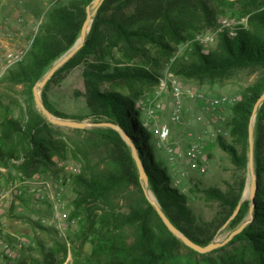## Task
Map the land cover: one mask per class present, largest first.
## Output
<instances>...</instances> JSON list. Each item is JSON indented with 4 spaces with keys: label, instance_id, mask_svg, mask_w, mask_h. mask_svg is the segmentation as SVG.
<instances>
[{
    "label": "trees",
    "instance_id": "1",
    "mask_svg": "<svg viewBox=\"0 0 264 264\" xmlns=\"http://www.w3.org/2000/svg\"><path fill=\"white\" fill-rule=\"evenodd\" d=\"M94 0H71L67 8H53L34 39L26 61L10 69L5 82L25 86L24 104L16 101L21 120L4 116L0 122V163L12 165L18 173L45 174L55 166V157H71L81 163V172L72 177L77 211L93 203L107 209L99 227L93 229V258L97 264H180V249L191 257L203 258L192 264H264V103L255 123V172L259 190L253 221L227 246L208 255L188 248L174 236L145 195L131 150L112 128L65 129L47 121L36 108L34 87L78 41L87 19V7ZM241 4L249 16L248 27L220 34L217 47L206 51L198 43L188 63L175 62L174 71L185 78L214 83L237 70L260 69L262 77L248 87L232 108L229 121L232 141L218 138L239 170L249 168V129L253 110L264 93V0H105L99 9L84 47L45 86L42 98L57 117L119 125L131 138L145 165L150 189L164 212L183 233L201 245L213 242L216 233L231 218L244 196L246 180L227 191L216 187L205 190L206 199L223 212L213 222H200L187 195L173 186L167 170L155 161L150 142L154 139L142 122L139 105L145 88L159 84L162 75L142 65L135 57L147 55L146 45L166 51L214 26L220 12ZM122 53V61L117 54ZM25 58V59H26ZM24 59V60H25ZM157 62V61H155ZM84 65L87 112L66 115L48 98L53 82L63 74ZM126 64V66H124ZM132 64V65H131ZM68 130L78 137L66 142L54 131ZM44 170V171H43ZM123 203L122 209L119 204ZM252 201L243 202L239 214L228 224L233 231L250 216ZM219 253L218 257L214 255ZM51 257L33 264H56ZM19 264H28L25 261ZM86 264H90L87 262Z\"/></svg>",
    "mask_w": 264,
    "mask_h": 264
},
{
    "label": "rangeland",
    "instance_id": "2",
    "mask_svg": "<svg viewBox=\"0 0 264 264\" xmlns=\"http://www.w3.org/2000/svg\"><path fill=\"white\" fill-rule=\"evenodd\" d=\"M42 3L36 14L39 18L36 20L34 31L26 42L29 51L47 14L56 7L67 8L71 0H43ZM224 19L234 23L235 31L236 28L248 27L249 24V16L245 14L242 5L236 4L220 12L214 26L197 35L195 39H189L180 45L172 44L171 50L165 49L166 51L146 45L147 55L135 57L132 63L162 75L159 84L145 88V93L138 102L144 112L142 122L154 135L150 145L155 161L167 170L173 186L187 195L189 205L200 222H213L223 212L220 205L206 199V189L216 187L227 191L230 186L238 187L245 179L246 196L252 183L250 169L239 170L229 154L220 147L218 138L222 136L228 142L232 141L228 124L233 115L232 108L242 99L244 91L262 77V70H237L229 77L214 83L185 78L174 71L176 61L188 63L192 60L194 44L198 43L206 51L217 47L220 34L228 30L222 28ZM213 36L214 41L205 44L206 38ZM117 59L118 61L112 63H126L125 60L122 61V53L117 54ZM26 60L27 58L24 61ZM84 69L82 64L66 71L62 80L53 82L48 91L49 101L66 115L87 112ZM162 81L166 83L164 90L161 89ZM174 81L185 94L180 122L172 120L175 112L172 96ZM25 90L23 85L14 86L5 82V77L0 81V122L6 114L10 118L21 120V110L15 103L19 101L24 104ZM189 91L197 95L203 94L206 99L190 98ZM218 97H226L227 102L213 114L207 109V100ZM157 104H160L161 108H157ZM36 108L38 109L37 105ZM84 121L93 122L90 118ZM165 125L171 129V135L161 143L158 131ZM54 134L57 138L71 143L78 138L68 130L54 131ZM197 144V158L191 160L189 152ZM176 152L183 154L184 158L171 160ZM54 160L56 165L45 174L35 171L30 175L20 174L11 167L12 165L3 166L0 163V192L6 194L14 185L18 186L20 191L12 200L6 198L0 201V264H19L22 261L33 264L37 260L43 261L51 257L50 255L56 264H97L100 260L92 257V230L99 227L107 207L103 203H93L77 211L71 176L81 172V163L71 157L65 160L55 157ZM201 167H206L205 173L201 171ZM43 182L50 184V187L45 188ZM152 194L154 195L153 192ZM119 207L122 209L123 203L120 202ZM224 226L216 233L213 241H225L234 231ZM7 245L12 254L7 252ZM219 255L216 253L214 256ZM179 258L180 264H192L196 261L203 263V258L191 257L189 251L183 247L180 249Z\"/></svg>",
    "mask_w": 264,
    "mask_h": 264
},
{
    "label": "water",
    "instance_id": "3",
    "mask_svg": "<svg viewBox=\"0 0 264 264\" xmlns=\"http://www.w3.org/2000/svg\"><path fill=\"white\" fill-rule=\"evenodd\" d=\"M229 1H237V0H229ZM105 0H94L91 5L87 7V19L83 25L81 36L76 42V44L60 59L58 60L55 65L52 67V69L40 80L37 82V84L34 87V97H35V102L40 110V112L46 117V119L62 128H70V129H81V130H86V129H91V128H112L116 130L123 140L126 142L128 147L131 150L132 156L136 162L138 172H139V177L140 181L143 185V189L145 191V195L150 201V203L153 205L161 219L163 220L164 224L167 226L169 231L176 236L180 241H182L188 248L200 253V254H209L215 250H218L220 248H223L227 246L237 235L242 233L244 229L253 221L254 218V210H255V199L259 190V182H258V177L255 172V122H256V117L258 115L259 109L264 103V93L263 95L259 98L252 114L251 122H250V129H249V143H250V153H249V169H250V174L252 178V183H251V189L249 194L246 196H243L241 199L237 209L231 216V218L228 220V222L225 224L224 227H227L228 224L236 218V216L239 214L241 206L244 201L250 200L252 201V206L250 209V216L247 221H245L240 227L235 229L229 237L222 242H216L213 241L210 244L204 246L201 244L196 243L193 241L190 237H188L185 233H183L175 224L170 220V218L167 216V214L164 212L162 209L161 205L159 204L157 198L152 194L150 190V182H149V177L145 169V165L143 164V161L138 153V150L129 137V135L117 124L114 123H109V122H104V123H93V122H87V121H77V120H70V119H64V118H59L55 116L45 105L42 97H41V92L47 85V83L50 81V79L55 75V73L61 69L66 63H68L85 45L87 41V37L89 34V31L91 29L92 23L103 5Z\"/></svg>",
    "mask_w": 264,
    "mask_h": 264
},
{
    "label": "built area",
    "instance_id": "4",
    "mask_svg": "<svg viewBox=\"0 0 264 264\" xmlns=\"http://www.w3.org/2000/svg\"><path fill=\"white\" fill-rule=\"evenodd\" d=\"M24 21H25V18L22 15L17 18V22L19 23H23ZM11 22L12 20L10 18H6L3 24L7 29H9ZM222 28L228 29L230 35L232 36L236 35V31L234 29V23L232 21H229L228 19H224L222 21ZM214 38H215L214 36L206 38V40L204 41L205 44H209L210 42L214 41ZM17 43H18L17 37H13L12 35L0 36V81L5 77V75L10 69L15 68L20 63H22L28 54L29 46L19 47ZM165 88H166V83L162 81L161 89L164 90ZM188 94L190 98H194V99L197 98V99H202V100L206 99L203 94L197 95L196 93L191 92V91H189ZM172 96H173L174 103H175V112L172 117V120L174 122H180L181 113H182V109L184 106L185 94L176 81L172 83ZM226 102H227L226 97H218V98H214L211 100H207V103H208L207 109L213 114H215L216 111L221 106L226 104ZM156 107L161 108V105L157 104ZM158 135L160 137L161 143H164L166 140L169 139L171 135V129L167 125L162 126L158 131ZM170 152H172V150ZM198 152H199V144L194 145L191 148L189 152L190 159L194 160L195 158H197ZM179 158H184V155L176 152L174 155H172L171 160L176 161ZM201 171L205 173L206 167H201ZM43 183H44L45 188L50 187V184H48L47 182H43ZM18 193H20V191L18 190V186L14 185L11 187L8 193L2 194L0 192V201L6 198H9V200L10 199L12 200L13 196ZM56 216L58 218L60 217L59 214H57ZM6 249H7V252L12 254L11 249L9 248L8 245L6 246Z\"/></svg>",
    "mask_w": 264,
    "mask_h": 264
},
{
    "label": "crops",
    "instance_id": "5",
    "mask_svg": "<svg viewBox=\"0 0 264 264\" xmlns=\"http://www.w3.org/2000/svg\"><path fill=\"white\" fill-rule=\"evenodd\" d=\"M43 1V0H42ZM39 0H0V36L12 35L18 38L17 45L26 47L28 38L32 35L36 20H38ZM24 16L23 23L17 22L19 16ZM12 20L9 29L4 26L6 18Z\"/></svg>",
    "mask_w": 264,
    "mask_h": 264
}]
</instances>
